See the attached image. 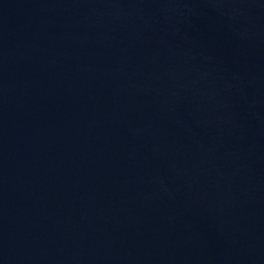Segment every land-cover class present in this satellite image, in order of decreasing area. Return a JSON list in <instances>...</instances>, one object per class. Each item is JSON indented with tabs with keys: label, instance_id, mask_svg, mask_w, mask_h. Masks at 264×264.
I'll return each instance as SVG.
<instances>
[{
	"label": "water",
	"instance_id": "water-1",
	"mask_svg": "<svg viewBox=\"0 0 264 264\" xmlns=\"http://www.w3.org/2000/svg\"><path fill=\"white\" fill-rule=\"evenodd\" d=\"M0 264H264V0H0Z\"/></svg>",
	"mask_w": 264,
	"mask_h": 264
}]
</instances>
